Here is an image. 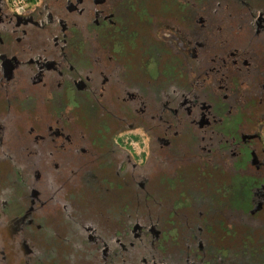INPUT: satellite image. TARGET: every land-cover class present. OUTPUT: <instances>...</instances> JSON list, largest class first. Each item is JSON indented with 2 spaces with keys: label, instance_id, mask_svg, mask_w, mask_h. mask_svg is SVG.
Segmentation results:
<instances>
[{
  "label": "flooded vegetation",
  "instance_id": "obj_1",
  "mask_svg": "<svg viewBox=\"0 0 264 264\" xmlns=\"http://www.w3.org/2000/svg\"><path fill=\"white\" fill-rule=\"evenodd\" d=\"M118 1L38 0L28 16H18L9 11L5 0H0V144H7L8 152L13 143L7 137L8 130L20 124L23 131L21 118L8 113L9 104L22 109V124L33 127L36 115L40 124L35 129L39 133L53 128L57 134L54 139L67 135L78 140V150L64 156L71 158L70 163L59 156L58 169L50 168L56 152L51 139L45 138L39 148H47L49 155L34 162L24 159L26 165L20 176L14 170L3 173L5 165H0L2 224L12 218L22 228L31 216L12 214L15 205L27 213L34 211L37 215L32 220L41 223L42 229L49 227L54 235H60L62 227L78 234L77 243L73 244V238L63 237V241L66 247L78 244L91 264L101 252L107 257L113 252L103 250V244L108 239L117 244L114 230L128 225L137 228V236L144 238V250L154 256V264H264V148L260 135L264 126V27L252 29L249 16L237 15L235 20L242 24L236 32L249 33L235 38L232 49L220 48L218 37L213 44L212 34L196 41L209 52L204 57L207 64L219 55L213 51H237L239 41L249 53L247 76L242 72L236 75L223 66L224 79L215 77L210 83L205 65L189 60L197 45L183 23L181 14L185 15L186 8L173 0H168L171 9L182 20L176 41L187 35L191 52L185 49L169 57L155 37L157 42L146 47L149 55L137 60L136 67L126 66L125 47L131 48L129 42L121 44L122 54H113L111 47L120 44L119 36H108L110 30L120 31ZM147 1L137 0V6L143 9ZM202 5L204 0H192L190 5L198 10L194 13L198 21L210 16ZM190 6L188 3L187 8ZM217 9H221L216 14L222 18L229 10ZM165 23L154 25L156 33ZM176 41L162 44L174 46ZM147 63H153L157 70L153 79L147 73ZM22 82L27 90L18 88ZM126 87L136 97L127 104L118 96ZM137 130L149 134L148 164H137L119 143L122 134ZM18 150L22 153L8 154L0 163L22 160L25 145L21 141ZM207 168L230 180L231 187H221L231 192L230 198L204 197L201 185L211 183L206 178L211 172L207 173ZM28 171L34 174L31 181ZM219 181L220 186L228 184ZM11 187L16 195L6 197ZM36 198L45 203L39 210L32 209ZM48 202H60L63 214L69 217L63 216L57 225L48 224L49 218H56L55 213L43 212ZM206 202L216 204L213 210L207 207L204 219L193 218L188 223L186 211ZM230 203L236 212L228 208ZM134 211L140 213L137 220ZM2 224L1 232L9 235ZM228 225L231 232L226 231ZM169 229L177 231V236L165 242L164 232ZM19 233L23 247L12 236L11 248L16 254L6 263L1 248L0 264H28L25 242L31 245V238L27 240L26 228ZM119 233L128 237V230ZM37 248L32 246L38 256ZM129 248L136 253V245ZM83 257L77 263L84 262ZM56 263L62 264L60 260Z\"/></svg>",
  "mask_w": 264,
  "mask_h": 264
},
{
  "label": "rangeland",
  "instance_id": "obj_2",
  "mask_svg": "<svg viewBox=\"0 0 264 264\" xmlns=\"http://www.w3.org/2000/svg\"><path fill=\"white\" fill-rule=\"evenodd\" d=\"M6 5L10 12H12L15 15L18 16H28L31 11L32 7H34L35 3L38 0H5ZM177 2L181 7L184 6L186 8L185 15L181 14L182 18H184V25L186 29L194 36L195 40L194 43L197 45L196 49H194V52L192 54H189V60L194 64H204L206 69L210 71V83H213L215 80V77L218 79H224L223 76L225 75L226 70H222L221 68L223 66L230 67L231 72H233L236 75H239L240 72H242L245 76H247V70L250 69L246 54L249 55V53H245L247 50L245 47H243L241 44L242 41H239V49L237 51H223V50H215L214 53H218V57L214 62L211 64H207L204 62V57L209 53L208 51H203V47L201 45H198L196 41L204 40V34L205 35H211L215 34L213 37L215 40L212 41L213 44H217L216 38L218 37V44L220 48H230L232 49V46L235 44L233 43V40L243 38L245 37V34L249 33V31L245 32L244 30H240L239 33L236 32V27L238 29V25L242 24L241 21L237 22L235 20L237 15H244L246 17H250V26L252 29L256 27L257 29L261 30L264 27V0H213V2L209 0H204V4L202 5L207 9V12L210 13L209 18L201 17V19H198L194 16V13L198 10L196 8H193L192 6V0H173V2ZM242 6L237 7V3H241ZM207 2V3H206ZM119 3V5H118ZM116 4L120 8V13H118L116 16L119 19V34H117L116 30H110V33L108 34L109 38L113 36H119V41H117L120 44H117L113 47H111V51L113 54H122L123 46L121 44H124L125 42H129L130 49L125 47L126 53H127V60L128 63L126 66L132 65L133 67L137 66V60H141L146 58L149 53L146 50V47H150L151 44H155V42H161V46L165 49H163V54L171 57L173 54H178L181 51H184L187 49V52H191L190 47L192 45H189L188 38H186L187 35L182 39V41L178 42L176 39L179 38L178 31L180 32V26L182 24L181 16L177 17L173 13V8L171 9V4L168 2V0H148L147 2H144L143 9L141 6H137V0H119ZM141 3V2H140ZM189 3V8H187V5ZM173 4V3H172ZM219 7H223L224 10H228L227 14L224 16V18L221 17V15L216 14L217 9ZM141 8V9H139ZM170 8V9H169ZM224 13V12H223ZM189 17V19H188ZM177 19V20H176ZM106 21H108L106 19ZM197 21V22H196ZM109 22V21H108ZM162 22H166L160 32L156 33V30H154V25L162 24ZM168 22H171L168 23ZM224 23H228L224 24ZM151 27L153 28L151 30ZM151 30V31H150ZM250 30V29H247ZM263 30V29H262ZM175 36V38H174ZM157 41H156V38ZM236 38V39H235ZM175 42L174 46H170L167 44H162V42ZM110 43H114L112 40ZM142 46V49H141ZM165 46V47H164ZM161 49V48H160ZM161 53V56L163 55ZM147 67V73L151 79L155 78V75L157 73L156 68L154 67V64L152 63L151 66L149 63ZM147 66V65H146ZM238 67L241 68L238 69ZM167 70V69H166ZM115 74H119V69L117 68L115 70ZM223 74V76L221 75ZM226 81V79H225ZM208 82V80H207ZM21 86H18V88L27 90L29 87L25 83H20ZM249 87V86H248ZM121 89L120 94L118 95L121 100H125L126 104L135 100V94L132 96V92L130 89ZM264 90V87H261ZM250 96V95H248ZM2 92H0V102H3L2 99ZM9 112H12V115L17 116V118H23V112L22 109L18 106H14L13 104L8 105ZM83 115L81 116V118ZM20 119L22 129H20V124H17L15 126H12L8 132L7 137L13 142L12 145H9L11 147L8 149L7 152V144H0V160L6 159L9 155H19L21 152L18 150V142L21 141L25 145V152L24 158L22 160H15V162L11 163H0V165H5L3 169V173L7 174L10 170H14V172L20 176L21 169L24 168L26 165L23 160H32L37 161L40 158H45L49 155L47 152V148H43L41 150L39 147L44 143V138L49 141L51 139L52 143L54 144L56 156L54 158L55 162L50 164V168L52 170L58 169L60 166V159L59 156L64 158L65 162H69L71 158H65L64 156L69 154L70 151H76L78 150V140H75L69 136H63L59 138H55L57 134H55V131L53 130H45L44 134L39 133L35 127L40 124L36 120V115L33 118V127L22 124V120ZM128 126V125H127ZM44 135L43 138H40L36 136V134L32 131ZM18 131L17 135L24 134L22 138H19L15 133ZM1 132V131H0ZM220 134L225 135V132H220ZM260 135L263 141V148H264V126L260 131ZM149 134L144 130H137V131H129L122 134L119 138V143L121 147L125 150V152L128 155L134 156V158L137 161V164H145L148 160L150 161L149 156ZM54 137V138H53ZM56 141V143L54 142ZM5 142L9 144V140L2 139L1 142ZM46 141V142H47ZM45 142V143H46ZM42 148V147H41ZM41 150V152H40ZM42 154V155H41ZM147 157V160H146ZM29 162V161H26ZM70 163V162H69ZM148 164V162L146 163ZM151 165V163H150ZM142 167V166H141ZM18 168V170H17ZM66 172V169L64 170ZM210 168H207V173L210 172ZM29 172V171H28ZM12 173V172H11ZM30 181L32 180V172H29ZM26 174V173H25ZM195 173L192 172L190 175L193 176ZM228 174V173H227ZM1 175V174H0ZM15 175V174H14ZM28 175V174H27ZM219 175V176H218ZM206 178L210 180L211 183L206 181V185L204 186L203 195L206 198L208 197V194L210 195H217L221 198H230L231 192L226 190L227 188L231 187L232 184H229V179L224 178V175L221 172H218L215 174L211 171L209 174H206ZM224 180V183L227 185L220 186V181ZM221 187H227L224 191H222L223 188ZM21 188V187H20ZM19 188V189H20ZM11 191L8 192L9 195H6V197L13 196L14 193L16 195V190L14 187H11ZM14 190V191H13ZM36 196H39V193H35ZM47 198L50 199V194H46ZM19 197V196H18ZM40 198H36L35 202L32 203V209L39 210L45 203L38 202ZM215 203L213 202H206L201 204L200 206H193L189 209V211H186L187 215V222L190 223L194 219H198L199 217H203V213L207 207H210L211 210L215 207ZM232 203L228 205V208L231 210H236ZM17 206L11 207L12 214L17 215V217L22 215L23 213H26V215H31L30 217H27L23 224L22 228H26V238L27 240H30L31 245L28 242H25L26 245H28L27 250L29 256L25 261L28 262V264H35L34 261L39 262L38 264H57L58 260L69 264H91L90 262H87V256L85 252H83L79 247L78 244H76V247H66L67 243L63 241V237L66 239L73 238V244L77 243L79 238L78 234H72L71 229H63L60 227V235H54L51 232V229L47 227L42 229L40 226L41 223L38 221H33L32 216H36L37 213L34 211H31L30 213H27L26 210L22 208H16ZM111 209V208H110ZM108 211V209H107ZM112 211V209H111ZM43 212L49 214V212L55 213L56 218L51 219L47 221V223L56 224L57 221L62 220L63 216L67 219L69 216L66 214H63L62 204L60 202H57L56 204L48 202L43 207ZM142 214H144V211H141ZM236 212V211H235ZM10 215V214H9ZM133 218L135 216V219L137 220L139 218L140 213L138 211L132 212ZM44 216V214H43ZM73 216V215H72ZM71 216V217H72ZM94 216V212H93ZM92 216V217H93ZM91 217V218H92ZM1 218V217H0ZM7 217L6 219H8ZM15 219V218H14ZM90 219V218H89ZM8 222H5L2 224V220L0 219V225H4L5 232L9 235L5 236L1 232L3 229L2 226H0V250L2 248V253L5 254V257L7 259L5 260L6 263L10 262L12 260V257L14 254H16V250L12 249L11 241L12 236L15 237V240L23 247L22 241L20 238V231L22 228H19L17 223L12 221V218L8 219ZM208 222V221H206ZM16 223V224H15ZM187 224V223H186ZM231 224V223H230ZM232 225V224H231ZM32 231L36 232L31 234ZM41 231L39 233L38 231ZM125 230H128V237H120ZM227 231L231 232V229L229 226H227ZM236 232L238 229L235 230ZM115 233V241H117V244L109 243L110 240H106V244H103L102 249L110 250L113 252H109L110 255L107 257L106 252H101L98 257H96L94 260V264H154L155 258L154 256L150 255L148 252H146L145 244L141 241L144 240V238L140 235L137 236V228L133 226H129L122 230H114ZM117 235V236H116ZM177 236V231L173 229H169V231L164 232V241L168 242L173 237ZM185 237V236H184ZM22 238V237H21ZM39 238H41V241L39 242ZM48 238V240H47ZM23 240V238H22ZM45 240V242H43ZM47 240V241H46ZM162 241V240H160ZM186 239L183 240L181 243L182 245L185 243ZM198 242V241H197ZM133 245L137 246V251L134 253L131 248ZM32 246L36 249V253H40L38 256L35 255L32 251ZM101 249V250H102ZM102 250V251H103ZM32 252V253H31ZM115 252V253H114ZM84 256V257H83ZM225 256V255H224ZM83 257L84 262H79ZM90 259V258H89ZM30 260V261H29ZM56 262H55V261ZM71 261V262H70ZM16 264H21L16 262ZM176 264H182L181 262H176Z\"/></svg>",
  "mask_w": 264,
  "mask_h": 264
},
{
  "label": "trees",
  "instance_id": "obj_3",
  "mask_svg": "<svg viewBox=\"0 0 264 264\" xmlns=\"http://www.w3.org/2000/svg\"><path fill=\"white\" fill-rule=\"evenodd\" d=\"M213 36H215V34L213 33L212 34ZM238 69H240L241 70V68L240 67H238ZM245 87V86H244ZM229 227H230V229L232 230V226L231 225H228ZM226 228H227V226H226ZM226 231H227V229H226ZM228 232V231H227Z\"/></svg>",
  "mask_w": 264,
  "mask_h": 264
},
{
  "label": "crops",
  "instance_id": "obj_4",
  "mask_svg": "<svg viewBox=\"0 0 264 264\" xmlns=\"http://www.w3.org/2000/svg\"><path fill=\"white\" fill-rule=\"evenodd\" d=\"M1 145H3V144H1Z\"/></svg>",
  "mask_w": 264,
  "mask_h": 264
}]
</instances>
